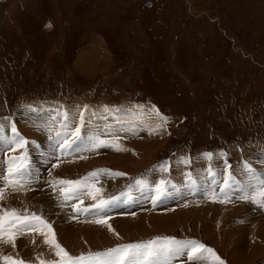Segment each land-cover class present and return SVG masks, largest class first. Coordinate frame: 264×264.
I'll return each mask as SVG.
<instances>
[{
	"label": "rangeland",
	"instance_id": "1",
	"mask_svg": "<svg viewBox=\"0 0 264 264\" xmlns=\"http://www.w3.org/2000/svg\"><path fill=\"white\" fill-rule=\"evenodd\" d=\"M61 106L73 114L87 106L82 134L118 135V141L112 135L101 138L132 153L121 157L123 150L108 147L93 154L106 163L78 166L72 172L78 157L63 153L58 145L59 152L47 147L58 143L57 132L66 133L60 120L52 119ZM19 124L29 125L38 136L29 138ZM12 126L28 144L15 152L8 145L1 149L6 162L0 168L7 171L11 155L21 153L28 168H46L40 177L30 171L20 191L9 188L6 194L19 198L0 201V207L27 210L49 223L56 213L64 225L57 233L52 223L56 239L71 255L172 237L213 249L224 264H264V229L257 224L264 220V207L240 200L238 212L220 216L227 207L214 203L224 198L217 190L225 176L230 174L225 191L244 195L236 190L245 186L238 170L246 176L243 180L255 183L253 176L264 169V162H254L264 155V0H0V140L13 139ZM87 145L90 152L98 150ZM98 169L108 172L90 183L102 189L97 199L109 201L99 215L96 210L74 213L71 206L79 200L62 202L49 183L76 180ZM114 172L125 175L110 174ZM137 179L147 184L136 185ZM161 179L168 184L157 200L155 183ZM142 194L156 209L144 206L128 212L124 204ZM173 197L169 206H157ZM80 199L84 207L97 202L86 195ZM209 211H218L211 212L215 218ZM155 213L163 218H154ZM97 219L107 223L97 224ZM115 220H133L130 231L114 226ZM240 220L247 229L242 245L226 238L239 232ZM205 222L210 226L206 234ZM77 224L98 227L79 229ZM250 230L258 239L248 247ZM84 231L96 241L80 236ZM257 244L262 251L249 257ZM0 245V253L30 264L56 259L48 246L45 250L43 236L35 233L17 239L15 248ZM236 251L248 259L233 260ZM204 256L211 264L212 257ZM172 264L190 262L185 254Z\"/></svg>",
	"mask_w": 264,
	"mask_h": 264
},
{
	"label": "snow or ice",
	"instance_id": "2",
	"mask_svg": "<svg viewBox=\"0 0 264 264\" xmlns=\"http://www.w3.org/2000/svg\"><path fill=\"white\" fill-rule=\"evenodd\" d=\"M85 111H87V106L77 109L74 114L72 109H64L63 106L57 110V115L52 119L60 120L61 126L66 130L63 136L57 132L59 149L63 151L75 150L83 141L87 140V143L91 146V150L101 147H115L116 150H126L122 149L118 143H111L101 138L102 136L112 135L113 141H118V135L107 132L87 136L83 135L82 129L86 126ZM104 111H109V109L105 108ZM11 132L13 139L8 143V150L15 152L18 149L25 148L28 141L19 136L15 126H12ZM207 156L211 159V154H207ZM82 158L86 159V157ZM26 159L23 153L19 157H11L8 161L6 173L0 172V201L5 199L9 188L18 190L26 186V179L30 178L31 175L26 164ZM56 166L53 165V167ZM161 167L163 171L168 170L166 165H162ZM225 167L227 169V165ZM248 171L251 172L252 170L248 168ZM106 172L108 170L98 169L76 180L58 178L54 182L49 183L53 191L58 192V197L62 202L73 199L79 200V204L74 203L71 206L74 213L82 214L96 210L99 215L109 204V201L102 198L97 199L102 189L97 188L95 183H90V181L97 180L101 173ZM110 174L115 176L125 175L123 172ZM209 174H212L210 169ZM189 178H191L190 175ZM253 179L256 182L250 183L247 186V190L239 189L244 192V195L239 198L250 201L259 207H264V175L259 177L253 176ZM229 181L230 174L225 176L223 180L224 186L220 189L221 192H224L230 186ZM135 183L136 185L143 186L147 184V181L137 179ZM167 184L168 181L164 179L155 183V199L158 200L165 194ZM82 195H86L97 202L89 207H84L82 206L83 200L80 199ZM61 206H63V203ZM94 222L97 224L107 223L104 219H97ZM109 230L111 231L112 229L109 227ZM33 233L43 236V243L48 246L56 257L54 260H41L40 264H172L174 259L185 254L190 264H210L204 256L205 253L212 257L211 264H224L213 249L207 248L196 241H181L172 237H154L146 241L118 244L103 251L73 256L57 241L52 224L47 222L42 216L36 213H29L27 210L20 212L16 208L0 207V243L10 244L15 248L17 239ZM33 243H35V240H33ZM0 264H30V262L22 258L0 253Z\"/></svg>",
	"mask_w": 264,
	"mask_h": 264
},
{
	"label": "bare ground",
	"instance_id": "3",
	"mask_svg": "<svg viewBox=\"0 0 264 264\" xmlns=\"http://www.w3.org/2000/svg\"><path fill=\"white\" fill-rule=\"evenodd\" d=\"M76 108V107H75ZM20 114V113H19ZM18 114V115H19ZM25 116L26 117H23V118H25V119H27V121L29 120V118H28V115L26 114V111H25ZM23 115V114H22ZM20 119H21V117H20ZM23 120V119H22ZM25 127H24V126ZM22 126H21V124H19V128L20 129H22L23 131H25L26 133H30L31 135L29 136V138H34V137H37L38 136V134L36 133V132H32V131H30L28 128H26V127H29V125H26V124H23ZM56 126V125H55ZM23 127V128H22ZM25 129V130H24ZM0 130H1V128H0ZM7 131V130H6ZM5 132V131H4ZM5 134V133H4ZM3 134V135H4ZM147 134V133H146ZM7 135H8V133H7ZM0 136H1V134H0ZM34 136V137H33ZM87 136V135H86ZM13 138V137H12ZM9 141H11V140H6V139H2V140H0V151H1V149L3 150V148L6 146V145H8V143H9ZM53 141V140H52ZM54 142V141H53ZM86 144H88L87 143V140H85V141H83L81 144H80V146L78 147V148H76L75 149V152L73 151V150H68V151H63V150H61L63 153H74V156H73V158H75V157H78V161H76V162H74V168H72L71 170H72V172H73V169L74 170H76L75 168L76 167H78V166H81L82 168H86V167H88V166H91V165H94V164H97V163H99V162H104L103 161V158L102 157H100V158H95L97 155H93L94 153H98V152H100V153H103V152H105L104 150H105V148H108V147H101V148H99L97 151H94V152H90L89 151V149H88V147H86ZM43 145V144H42ZM41 145V146H42ZM57 145H58V143L57 144H55V143H53L52 145L50 144V145H48L47 147L49 148V151H54V152H59L60 150H58V148H57ZM89 145V144H88ZM87 145V146H88ZM31 146V145H30ZM90 146V145H89ZM40 147V146H39ZM38 147V148H39ZM44 148V147H43ZM54 149V150H53ZM57 149V150H56ZM104 149V150H103ZM8 150V149H7ZM129 150V149H128ZM128 150H126V151H122L121 153H119V156H121V157H128L131 153H130V151H128ZM6 151V150H5ZM5 151H3V152H5ZM45 152V151H44ZM106 152H109V150L108 151H106ZM11 153V152H10ZM32 153H35V150H33L32 149ZM52 154H53V152H52ZM58 154V153H57ZM90 154H92L91 156H93V158H89V155ZM115 154V153H114ZM7 155V154H6ZM11 155V154H10ZM39 155V154H38ZM102 155H104V154H102ZM101 154H100V156H102ZM2 156V155H1ZM0 156V165H3L4 164V162H6L5 161V159L3 158V156L1 157ZM34 156V155H33ZM43 156V155H42ZM55 156V155H54ZM11 157H12V155H11ZM10 157V158H11ZM32 157V156H31ZM44 157H46L45 158V160H46V164H47V162H48V153L46 152V156H44ZM58 157V156H57ZM82 157H86V159H84V158H82ZM36 158H38V159H40L41 160V158L40 157H36ZM31 159V158H30ZM68 159V158H67ZM66 159V160H67ZM254 159V158H253ZM71 160V159H70ZM69 160V161H70ZM75 160V159H74ZM65 162V161H64ZM73 162V161H72ZM107 162H109V161H107ZM254 162L256 163V164H261V163H263L264 162V155H258V156H256V159H254ZM42 163V162H41ZM104 163H106V162H104ZM29 164V163H28ZM38 164V163H37ZM69 164L70 163H65V164H62L63 166H66V167H69ZM5 165V164H4ZM262 165V164H261ZM46 165H43V166H40V165H30V167L28 168V170H29V172L31 171V173H33L35 176L34 177H40L41 176V174H43V170L46 168L45 167ZM28 167V166H27ZM6 168V167H5ZM54 168V167H53ZM86 170V169H85ZM40 171H41V173H40ZM47 171V170H46ZM0 172H2V173H6V171L3 169V168H0ZM238 172H239V178H241V181H242V183H245V186H244V189H247V186L250 184V183H253L252 181H250V179L249 180H243V178H246V176L244 175V174H242L243 172H242V170H238ZM50 175V174H49ZM49 175H47V177L49 176ZM260 175H264V169H262V172H260L259 173V176ZM52 176V175H51ZM31 178H32V176H31ZM248 178H250V177H248ZM252 179V178H251ZM53 180V179H52ZM256 182V181H255ZM46 183V182H45ZM44 184V183H43ZM38 187H40V185L38 186ZM240 188L239 187H237V189L236 190H239ZM21 189H18V191H20ZM217 192H218V194H219V196L220 197H224L223 199H221V201H224L225 200V198H232V199H237V197H240V196H242V193H239V192H237V193H235V194H230V193H228V192H226V191H224V192H221V191H219V190H217ZM179 193V192H178ZM173 194V193H172ZM18 195H5V199L4 200H8L9 198H13L14 200H16V199H18L19 197H17ZM145 195H140L139 196V198L136 200V201H134V202H130L129 204H124V206H125V208H126V210H128V212L130 211H132V210H135V209H139V208H142V207H144V206H152L154 209H156V204H154V205H152L151 203L150 204H148V203H146L147 202V199L144 197ZM150 196V195H149ZM167 196H169L168 194H167ZM29 197V196H28ZM166 197V196H165ZM170 197V196H169ZM175 198H178V195H176V196H174ZM174 197H173V199H170L169 201H167V203L166 204H164V205H162V204H158L157 203V206L158 207H160V208H164V207H167V206H169L170 204H172L173 203V201H174ZM226 199V201H224V202H220V201H215L214 203H217L218 205H220V206H222L221 207V209H223L224 207H225V209H226V207H227V209L226 210H224L223 209V211L225 212V213H221L220 214V216H226V212H228L229 214H231V213H235V212H238L237 211V206H236V204H242V203H240V200H242V199H239V200H237V201H234V202H232V201H229V200H227ZM132 200V199H131ZM122 201H123V197H122ZM7 202H9V201H7ZM151 202V201H150ZM243 202H246L245 200H243ZM146 204H148V205H146ZM247 206L248 205H250L249 204V202L247 201L246 203H245ZM244 204V205H245ZM54 208V207H53ZM242 208V207H241ZM24 209V208H23ZM55 209V208H54ZM53 210V209H52ZM141 210V209H140ZM236 210V211H235ZM56 211V210H55ZM118 213H121V212H119L118 210H116ZM137 211V210H136ZM233 211V212H232ZM58 212V211H57ZM116 212V213H117ZM127 212V211H126ZM211 212L213 213V214H216L218 211H209V213L211 214ZM55 213V212H54ZM56 214V213H55ZM53 215L52 217L50 216V222H51V224L53 223V225H54V227H55V231L57 232V233H59V232H61V231H63L64 230V225L62 224V222L60 221L61 219L59 218L58 219V217H55V216H57V214L56 215ZM106 214V213H105ZM105 214H103V215H105ZM111 214H112V212H111ZM213 214H211L210 216H211V218H215L214 217V215ZM51 215V214H50ZM86 215V214H85ZM91 215V214H90ZM89 215V216H90ZM107 215V214H106ZM92 216H94V215H92ZM102 216V215H101ZM171 216H173V215H171ZM88 217V216H87ZM154 218H160V219H162L163 217H158L157 216V214L155 213L154 214V216H153ZM165 217V216H164ZM46 218V217H45ZM154 218H152V220H154L153 221V223H156V220L154 219ZM89 219H90V217H89ZM91 220V219H90ZM132 221L133 220H130V221H122V220H115L114 221V226L118 223V226L122 229V230H124L125 232H129L130 231V227H129V224H131L132 223ZM209 222V221H208ZM240 224H241V226L242 227H239L238 228V230H239V232H237V233H233L232 234V236L231 235H229L228 237H226V238H230V239H238V242H239V244L240 245H242V243H243V240H244V237H247V236H245L246 235V226H244V224H243V222L240 220ZM257 224H259V228H262V229H264V220H261L260 222H257ZM140 225H142V226H146L145 224H143V223H139V227H140ZM94 227H98V226H83V227H81V226H78V224L76 225V228H81V229H85V228H94ZM148 231H150V227L148 226V227H145ZM154 228V227H153ZM143 229V231H144V228H142ZM209 229H210V226L209 225H206V222H205V225H204V231H203V233L204 234H206V233H208V231H209ZM80 231H82V230H79V232ZM153 232V231H152ZM262 233H263V231H262ZM244 235V236H243ZM80 236H88L89 237V239H90V241H92V242H95L96 241V239L93 237V235L90 233V232H85L84 231V233H80ZM264 236V235H263ZM87 237V238H88ZM235 237V238H234ZM243 238V239H242ZM256 238H257V236H256V234H255V231H253V230H250V232H249V237H248V244L246 245V246H248V247H250V244H251V240H256ZM258 239V238H257ZM214 240V239H213ZM212 241V240H211ZM257 241V240H256ZM258 242H261V241H258ZM245 243V242H244ZM254 244H255V241H254ZM264 244V243H263ZM229 245V244H228ZM1 246L2 245H0V249H1ZM243 246H245V244H243ZM257 247L256 248H254V249H252V251L250 252V255H248L249 257H252V256H254L255 255V257H256V255H258L260 252L259 251H262L261 249H259V247H261L262 246V244H257L256 245ZM224 247H225V244H224ZM47 248H46V245H45V250H46ZM0 252H3L2 250H0ZM52 251H50V253H51ZM240 251H236V253H235V255L234 256H232V258H233V260H235V261H240V262H244V261H242L243 259H248V256L246 257L245 256V254H244V252H242V253H240ZM242 254H244V255H242ZM233 255V254H232ZM210 257V256H209ZM211 258V257H210ZM251 259V258H250Z\"/></svg>",
	"mask_w": 264,
	"mask_h": 264
}]
</instances>
